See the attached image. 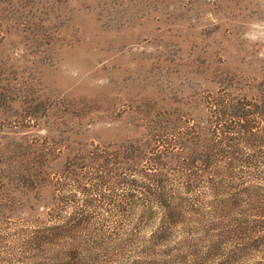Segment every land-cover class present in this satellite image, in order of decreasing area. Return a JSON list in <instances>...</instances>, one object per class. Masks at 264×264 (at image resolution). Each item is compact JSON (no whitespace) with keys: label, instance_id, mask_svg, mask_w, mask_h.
Returning <instances> with one entry per match:
<instances>
[{"label":"trees","instance_id":"1","mask_svg":"<svg viewBox=\"0 0 264 264\" xmlns=\"http://www.w3.org/2000/svg\"><path fill=\"white\" fill-rule=\"evenodd\" d=\"M78 1L99 32L68 30ZM226 3L238 16L213 17ZM221 18L244 35L264 0H0V230L21 248L0 264L264 260V43L230 44ZM136 23L175 40L124 104L49 80L57 54Z\"/></svg>","mask_w":264,"mask_h":264},{"label":"rangeland","instance_id":"2","mask_svg":"<svg viewBox=\"0 0 264 264\" xmlns=\"http://www.w3.org/2000/svg\"><path fill=\"white\" fill-rule=\"evenodd\" d=\"M82 3L83 1H78L66 6L67 14L73 19V22L68 23V30L71 31L75 28L78 35H81L82 31L87 33L99 32V24L91 13L85 12ZM227 6L230 5L221 4L218 10L214 9L215 11H212L213 17L216 18L215 14H228V12L238 16L239 13L235 9L227 10ZM206 12L208 11L206 10ZM188 17L200 19L198 24L201 22L207 24L210 21V16L198 12L185 17L186 22L179 33L178 42L184 47L183 52L185 54L189 52L191 46H194L196 49L192 51V54H195L204 41L197 31L188 32L185 30V26L189 23ZM219 20H223L222 30L231 28L234 35V31H237L234 24L227 22L224 18ZM191 23L194 24L195 22L192 21ZM239 23L237 20L235 24ZM240 30H244V35H234L230 38V44H234L238 36H242L249 44L264 43V22L259 18L249 21ZM165 31L166 28L163 26L136 23L132 29L122 28L116 32L102 33L101 37L104 38L100 41V46L93 42L77 47L74 44L72 49L57 54L55 57L56 68L49 74V80H52V84L58 89H70L71 93L79 99L86 100L96 92H104L106 95L119 97L118 106L124 104L143 85L142 79L145 75L156 68H160L159 66L167 67L165 62L167 58L158 62L154 59L156 45L163 46L175 40L173 37L168 38ZM154 40L156 41L154 42ZM225 54L228 55V53ZM96 65L102 71L94 74ZM127 85L134 87L130 89ZM4 235H6L4 231L0 230V261L5 257L20 256L21 248L18 245L10 244L5 240ZM207 264H217V262ZM241 264H264V260L255 257L251 261Z\"/></svg>","mask_w":264,"mask_h":264}]
</instances>
